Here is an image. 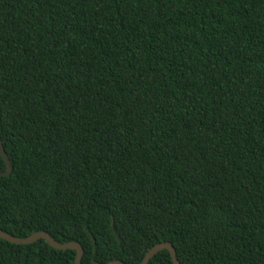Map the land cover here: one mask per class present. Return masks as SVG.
<instances>
[{
  "label": "trees",
  "instance_id": "1",
  "mask_svg": "<svg viewBox=\"0 0 264 264\" xmlns=\"http://www.w3.org/2000/svg\"><path fill=\"white\" fill-rule=\"evenodd\" d=\"M0 140L15 237L264 264V0H0ZM74 260L0 239V264Z\"/></svg>",
  "mask_w": 264,
  "mask_h": 264
},
{
  "label": "water",
  "instance_id": "2",
  "mask_svg": "<svg viewBox=\"0 0 264 264\" xmlns=\"http://www.w3.org/2000/svg\"><path fill=\"white\" fill-rule=\"evenodd\" d=\"M0 156L1 159L3 160V162L5 163L6 166V170L4 172H0V177H6L9 176L12 172V165L10 164L1 140H0ZM0 239H3L11 244H15V245H30V244H34L39 240H43L45 241L50 247H52L55 250L58 251H67V250H71L75 252V260H74V264H81V259L83 256V248L81 247L80 244L76 243V242H67V243H59L57 242L55 239H53L49 234L44 233V232H37L34 233L26 238H19V237H15L3 230L0 229ZM167 251L169 253V256L171 258V262L172 264H179L177 257H176V252L173 248V246L168 243V242H162L159 244H156L155 246H153L151 249H149L140 264H148L149 261L159 252L161 251ZM107 264H125L121 261H110Z\"/></svg>",
  "mask_w": 264,
  "mask_h": 264
}]
</instances>
